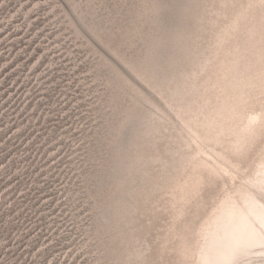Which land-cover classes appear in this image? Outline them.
Segmentation results:
<instances>
[{"label": "rangeland", "instance_id": "1", "mask_svg": "<svg viewBox=\"0 0 264 264\" xmlns=\"http://www.w3.org/2000/svg\"><path fill=\"white\" fill-rule=\"evenodd\" d=\"M255 113L264 0H0V264H196Z\"/></svg>", "mask_w": 264, "mask_h": 264}, {"label": "bare ground", "instance_id": "2", "mask_svg": "<svg viewBox=\"0 0 264 264\" xmlns=\"http://www.w3.org/2000/svg\"><path fill=\"white\" fill-rule=\"evenodd\" d=\"M255 115L254 119L246 121L245 125L240 127L234 150L241 151L244 144L248 143H243V139L245 135L250 134L251 129L258 130L263 127L264 115ZM258 163L260 165H257L256 173L246 179L254 190L264 194V156ZM240 191L237 187L229 190L232 199L219 202L212 220L201 231L200 238L208 232V239L205 236L204 241L207 239L209 244L197 251L196 264H234L232 260L237 257L246 258L261 254V250L254 249L264 247V205L258 204L249 192Z\"/></svg>", "mask_w": 264, "mask_h": 264}]
</instances>
